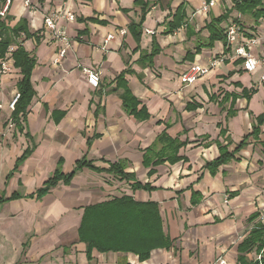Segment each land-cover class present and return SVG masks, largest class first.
I'll return each mask as SVG.
<instances>
[{
	"label": "crops",
	"instance_id": "0c3cea01",
	"mask_svg": "<svg viewBox=\"0 0 264 264\" xmlns=\"http://www.w3.org/2000/svg\"><path fill=\"white\" fill-rule=\"evenodd\" d=\"M33 1H40L41 12L33 14L23 0H13L8 14L10 27L26 19L32 34L24 48L36 59L31 78L36 94L26 120L20 115L17 127L10 104L18 95L21 70L15 67L0 83V198L23 196L0 204V264H219L220 258L239 264V246L260 226L264 208V125L257 138L250 136L236 151L264 113V86H256L264 82L263 70L257 81L258 71L246 72L243 60L232 58L224 42L206 46L210 37L206 25L231 9L234 0H219L207 14H195L203 0H152L139 48L129 30L131 22L141 20L135 0ZM181 4L188 16L186 25L165 35V22L172 20ZM215 8L221 11L215 13ZM58 10L77 15L74 22L64 23L72 48L59 64L55 63L57 44L43 25L44 15ZM237 18L242 41L257 39L249 50L255 57L264 56V17L234 10L221 27L226 29ZM148 30L155 34L148 35ZM108 35L114 38L103 49ZM153 39L160 51L152 64H143L140 58L153 51ZM216 57L223 60L220 66L193 85L182 84L181 75L190 66H206ZM86 69L101 73L98 89L90 86ZM123 72L140 103L138 109L145 107L150 115L146 121L124 109L123 90H116ZM244 89L256 93L248 100ZM7 122L8 129L11 123L14 128L5 135ZM162 133L188 143L179 152L186 160L156 166L150 177L151 168L144 166L145 150ZM220 147L234 157L213 169L208 165L221 156ZM27 149L32 154L8 179ZM83 159L105 169L125 161L134 180L128 183L84 168L69 185L60 182L41 199L27 197L43 187L61 160L62 173L69 174ZM49 163L55 167L52 175L41 179L39 169ZM136 181L150 183L156 190L133 191L130 185ZM11 183H17V190L8 193ZM193 192L198 193L195 205ZM122 196L158 205L157 216L171 247L151 250L144 261L133 252L94 248L89 259L80 233L86 208ZM130 210L123 216L134 221ZM259 255L255 250L245 253L249 262L259 261Z\"/></svg>",
	"mask_w": 264,
	"mask_h": 264
},
{
	"label": "trees",
	"instance_id": "16d2710c",
	"mask_svg": "<svg viewBox=\"0 0 264 264\" xmlns=\"http://www.w3.org/2000/svg\"><path fill=\"white\" fill-rule=\"evenodd\" d=\"M135 5L141 8V20L140 22H131L129 30L135 38L138 46L140 47L143 24L146 16L151 10L152 0H135ZM184 4L177 9L172 15L171 21H166L165 35H170L181 27L186 25L188 16ZM236 10L241 15H250L254 18L264 17V0H234V6L231 9L226 10L219 17H212L211 21L206 25L209 32V41L206 44L207 47H213L215 42L221 41L226 44V29L221 27L224 21L230 18L232 12ZM7 20H12V17H7ZM235 22L241 23L240 18L234 19ZM1 41H0V56H4L10 45L15 42V37H18L21 33H25L27 39L32 37L29 33L27 20L21 19L15 26L10 27L6 23L1 22ZM200 50V47H199ZM160 49L157 46V42L153 39V51L151 53H144L140 58V62L143 64H152L154 57L159 53ZM15 61V67L21 70L23 76L22 80L18 83V95L19 98L15 103V107L12 113L13 123L20 127V115L23 120H26L28 113V107L35 96L36 92L32 84V74L36 65L35 57L31 56L24 46H19L17 51L13 55ZM125 73L123 72L117 78L116 90H123L121 98L123 99V106L126 112L133 115L139 121H146L150 118L147 109L143 107L138 109L139 101L133 95L125 80ZM256 93V90H243V96L250 100L252 94ZM99 94H101L99 92ZM235 100V99H234ZM234 102V101H233ZM63 114V113H61ZM256 123L253 126V132L246 136L245 139L238 145L236 151L242 149L250 136L258 137L260 132V126L264 125V113L256 118ZM222 133V132H221ZM27 133V137H28ZM91 144V141H88ZM187 142H182L179 138H171L166 133H162L158 136L156 141L145 150L144 154V166L151 168L148 175L151 177L155 174L154 167L164 163L176 164L186 158L179 156L180 149L187 146ZM221 156L210 163L208 166L213 169L226 163L229 159L234 157V153H229L226 148L220 147ZM32 154V151L27 149L23 155L17 160L16 166L12 172L8 175L10 179L15 172L18 171L25 160ZM62 160L59 162L57 169L52 177L49 178L43 185V187L36 190L35 193L28 195L29 198L41 199L46 196L49 191L56 187L60 182L65 185H69L75 175L84 168L90 169L95 173H106L113 175L120 181H127L128 183L134 180L135 175L126 172L128 168L127 162L120 161L117 163H110L108 169L97 167L91 161L83 159L77 162L76 168L69 174L62 173ZM133 191L156 190L150 183L142 184L138 181L130 185ZM198 193L193 192L191 200L192 205L197 204L199 201L194 198ZM23 197L19 193L12 194L9 198H0V204L5 202L16 200ZM133 209L134 221H130V217L123 216L125 211ZM158 205L155 203H138L134 201L132 197L122 196L121 198H114L110 201L91 206L86 208L82 226L80 229L81 240L87 243L88 250L87 255L89 259L92 258V250L96 248L100 252L120 251L133 252L137 254L141 261L147 260L150 256V252L157 248H169L172 242L164 234L162 229L161 219L157 216ZM130 210V211H131ZM119 211L122 213L119 214ZM116 215V216H114ZM258 215L251 216L250 220L253 221ZM125 244L123 247L121 245ZM255 250L257 253H262L260 261L249 262L245 253H249ZM239 252L241 255L238 257L239 264H264V231L260 226L255 227L250 232V235L239 246Z\"/></svg>",
	"mask_w": 264,
	"mask_h": 264
},
{
	"label": "built area",
	"instance_id": "2783aa9c",
	"mask_svg": "<svg viewBox=\"0 0 264 264\" xmlns=\"http://www.w3.org/2000/svg\"><path fill=\"white\" fill-rule=\"evenodd\" d=\"M219 0H203L202 5L199 10L196 11V14H207L212 10ZM13 4V0H4L0 5V24L4 21L6 25L9 26L7 20L9 11ZM23 6L26 10L35 14L41 12L42 4L40 1L33 0H23ZM76 13L70 10H58L50 12L44 15L43 25L45 30L50 34L51 41L57 44V57L55 63H60L65 59L71 48L72 40L68 34L66 26L64 23H71L76 20ZM226 47L229 51V55L232 58L243 60V68L248 73H255L259 67L264 68V56L255 57L252 52L249 50L250 46L257 45L258 40L252 39L247 42L242 41V31L240 23L235 22L234 20L230 21L226 27ZM122 35L126 34V31L121 32ZM148 35H154L155 32L148 30ZM114 38L113 35H108L104 41L103 49H106V46ZM0 41H1V28H0ZM27 42V36L25 33H21L18 37H15V42L9 46L4 56H0V83L2 79L11 74L15 69L14 53L17 51L19 46H24ZM222 59L213 58L210 60L209 64L206 66L203 65H192L190 66L182 75L181 82L185 86H190L198 82L201 78L209 74L212 70L220 66ZM87 74L88 82L91 87L98 89L101 85V73L97 70H84ZM262 80L264 81V73L262 75ZM19 95H16L14 100L10 104V109L14 110L15 103ZM3 108V104L0 101V110ZM228 200V198H227ZM226 200V202H227ZM260 228L264 231V208L260 212L259 218ZM262 255V253H261ZM258 256L260 261L262 256ZM219 264H227L225 259L220 258L218 260Z\"/></svg>",
	"mask_w": 264,
	"mask_h": 264
},
{
	"label": "rangeland",
	"instance_id": "374dc122",
	"mask_svg": "<svg viewBox=\"0 0 264 264\" xmlns=\"http://www.w3.org/2000/svg\"><path fill=\"white\" fill-rule=\"evenodd\" d=\"M221 11V9L220 8H215V10H214V12L215 13H219ZM196 14V13H195ZM250 19V17H248V16H246V20H249ZM262 67H259L258 68V72H256L254 75H256V80L258 81L259 79H260V76H261V72L259 71L260 69H261ZM262 70H263V73H264V68H262ZM258 73V74H257ZM256 86H264V82H261L260 81V85H258V82H257V85ZM14 100V99H13ZM6 126H5V130H6V132H5V135H7L8 133H9V131L12 129V127L14 128V124H10V129H8V122L5 124ZM5 136H4V134H3V138H4ZM55 154V151L51 154V157H53V155ZM53 164H54V162H53ZM53 164H51V163H49V165H47V167H41L40 169H39V172H38V174L39 175H41L42 176V178L41 179H43L45 176H47V175H49V177L52 175V172H53V169L55 168V167H52L53 166ZM38 176V175H37ZM14 185H15V188H14ZM17 183L16 184H10L9 185V187H8V193L9 192H13V191H15V190H17ZM21 190H23V189H21ZM29 185L27 184V192H29Z\"/></svg>",
	"mask_w": 264,
	"mask_h": 264
}]
</instances>
